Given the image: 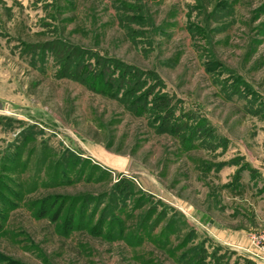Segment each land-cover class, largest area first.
<instances>
[{
    "label": "rangeland",
    "instance_id": "1",
    "mask_svg": "<svg viewBox=\"0 0 264 264\" xmlns=\"http://www.w3.org/2000/svg\"><path fill=\"white\" fill-rule=\"evenodd\" d=\"M246 175L264 0H0V264H260Z\"/></svg>",
    "mask_w": 264,
    "mask_h": 264
},
{
    "label": "crops",
    "instance_id": "2",
    "mask_svg": "<svg viewBox=\"0 0 264 264\" xmlns=\"http://www.w3.org/2000/svg\"><path fill=\"white\" fill-rule=\"evenodd\" d=\"M242 181L245 183V186H243L242 189H233V209L237 208L239 206V203L245 202V211L246 215H250L249 217L252 218V220H261V223L258 225H262L264 228V190L262 191L259 188V191H256V186H252V182L250 181V177L246 175V177H242ZM249 185H251L249 187ZM259 186V185H257ZM243 210H241L242 212ZM240 212V211H238ZM250 213V214H247ZM248 223V222H247ZM249 224V223H248ZM246 224L245 228L246 231L251 228L250 225ZM254 224V223H253ZM257 226V224H255ZM244 229H236V231L233 230V234H230L233 240V243L237 244H246L248 242V237L246 236V232H244ZM230 237V239H231ZM241 252L248 256L251 259H256L254 255L247 249H241ZM258 260V259H257ZM260 264H264L263 261H260Z\"/></svg>",
    "mask_w": 264,
    "mask_h": 264
},
{
    "label": "built area",
    "instance_id": "3",
    "mask_svg": "<svg viewBox=\"0 0 264 264\" xmlns=\"http://www.w3.org/2000/svg\"><path fill=\"white\" fill-rule=\"evenodd\" d=\"M251 241L255 244L259 245V249L261 250V253L258 252V255H254L256 259L264 262V232L256 235H251ZM253 254V253H252Z\"/></svg>",
    "mask_w": 264,
    "mask_h": 264
},
{
    "label": "bare ground",
    "instance_id": "4",
    "mask_svg": "<svg viewBox=\"0 0 264 264\" xmlns=\"http://www.w3.org/2000/svg\"><path fill=\"white\" fill-rule=\"evenodd\" d=\"M251 253H253V255H258L259 253H257V252H251ZM259 256V255H258Z\"/></svg>",
    "mask_w": 264,
    "mask_h": 264
}]
</instances>
